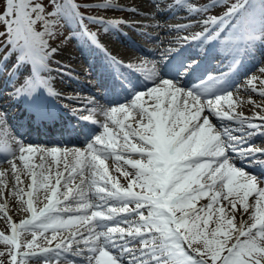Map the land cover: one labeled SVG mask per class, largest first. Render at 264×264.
<instances>
[{"label": "snow or ice", "instance_id": "1", "mask_svg": "<svg viewBox=\"0 0 264 264\" xmlns=\"http://www.w3.org/2000/svg\"><path fill=\"white\" fill-rule=\"evenodd\" d=\"M80 7L75 0H0V74L10 61L27 71L11 95L24 99L40 126L54 118L46 97L57 93L42 73L52 71L55 29L75 24L106 51L85 21L105 32L132 26L86 17ZM92 7L125 10L116 0ZM154 7L164 14L159 0ZM166 7L180 8L187 21L169 26L175 42L160 61L143 80L115 76L119 98L107 107L89 100L81 118L98 127L62 132L82 135L85 148L0 139V218L11 229L0 232V264H264V148L254 144L264 139V63L242 83L235 79L264 48V0ZM209 57L219 59L214 71ZM106 58L114 70L123 67ZM249 104L252 116L243 110ZM5 123L0 112V137ZM9 198L30 214L19 224L8 214Z\"/></svg>", "mask_w": 264, "mask_h": 264}, {"label": "bare ground", "instance_id": "2", "mask_svg": "<svg viewBox=\"0 0 264 264\" xmlns=\"http://www.w3.org/2000/svg\"><path fill=\"white\" fill-rule=\"evenodd\" d=\"M138 1L139 0H137V1H134V0H116V3H118L121 7L125 8V11H127V12H129V13H131L133 15H136L138 17H141L140 19H143L142 21H138V22L134 21V19L128 21L127 24L128 25H132V26L129 27V28L127 26H125L127 29H129V30L132 29L133 30L132 31L133 34H137V36H143V39L144 40L146 39L147 42H151L152 41L151 43H157V40L154 38L156 32H158V33H156L158 35H162V34H164V35H170V34H172V33L169 32V26H174L175 24H173V23L167 24L166 21L163 22V20H165V19L162 18L163 15L157 14V16H156L155 13H153L152 11H150L149 8H145V7L139 6L140 3ZM130 9H135L136 11L133 12ZM171 11H172V9L171 10H169V9L166 10V12H171ZM184 16H186V14H184ZM176 17H180L179 19H177V23H179V24H183L184 23V22L181 23V21L183 20V18H181L182 17L181 15H176ZM157 23H159V25H160L159 27H156ZM141 25H148V27L142 28ZM140 29H143L145 31L140 30ZM141 31L142 32H146L147 35H141V33H142ZM151 31L153 33H151ZM160 39H162V36H160ZM115 41L118 42L116 39H115ZM121 41L122 40H120L119 43L120 44H123V43H121ZM161 41H163V40H161ZM165 41H167V40H165ZM122 42H125V44H127V41L126 40H124ZM119 43H117V44L119 45ZM159 45H161V44H159ZM154 46H156V45H154ZM109 48L111 49L110 54L112 56L116 57L118 59V61H120V62H123V63H125L127 65H129V64L133 65V68L135 70H137V66L138 65H141L142 64L143 67L139 68L137 71L142 72V74H144V76L148 75L149 70H150V67L152 65V61H147L145 59L138 58V57H132L129 54L125 53V51H123V50L122 51L121 50H117V47H115L113 44H112V48L111 47H109ZM255 56L258 57V54L255 55ZM252 74H257V72L256 73L255 72L254 73H251L250 75H252ZM243 79L240 80L239 83H242L243 82ZM78 88L79 87L74 86V85H71L70 87H68V86L65 87V89L67 91L70 90L71 92L74 93V95L76 94ZM102 94L103 93L101 92L99 95H102ZM61 95L64 97L63 102H66L68 99L74 98V97H71V96H68L67 97V96H65L63 94H61ZM102 97H103V95H102ZM97 98H100V97H96L95 100H97ZM246 98L247 97H245V99ZM251 98L253 100L259 101V97L255 93H252L251 94ZM85 99H84L85 101L83 100V102L80 105H78L75 109L79 110L80 112L83 110L81 113H83V114L84 113H87L88 114V111L86 109L91 108L93 105L88 103L90 97L85 98ZM98 101H102V100H99L98 99ZM9 106H10V103L4 104L3 111L8 112L7 109L9 108ZM96 106L97 107H100V106L107 107L105 105H100V104H97ZM251 109H252V106L250 104L249 105H246L244 107V109H243L245 115L252 116L253 115V111ZM256 111H259V109H256ZM19 115H20V117H24L21 112L19 113ZM25 117L28 118V119H31L30 116L27 117L25 115ZM98 117H100V119H102L101 116L97 115V119H99ZM6 119H7V117H6ZM9 120H11V121H9ZM9 120L7 119L8 124L10 122H11V124H13L12 123L13 122V119L11 118ZM49 123L52 124V121H50ZM21 125H23L24 127H30L31 126V122L29 120H26L25 122H23V121L16 122V128L15 129H19V127H22ZM41 127L44 128L43 126H41ZM8 129L12 132V134H13L12 136H14V134H15V136L17 137L15 130H13L10 127V125H8ZM56 129H59L60 132L62 131V130H60V128H56ZM3 132H4L5 136L4 137H0V139H4V138H6L7 136L10 135L8 133L6 134L5 131H4V129H3ZM57 137H58V139H62V137H60V136H57ZM27 144H29V143H27ZM254 144L256 145L255 142H254ZM35 146H38V145H35ZM56 146H59V147H68V148H81V149H83V148L86 147V145H84V146H65L63 144V142H60ZM39 147H55V146H44L43 145V146H39ZM3 167L7 168L8 165L5 164V165H3ZM253 198L254 197H250L249 198V202H251ZM24 199L27 200V196L26 195H25ZM0 202H2V201H0ZM204 202L205 201H203V200L201 201V203H204ZM25 207H26V205H25ZM8 209H9V213H8L9 216H11L12 221L15 222V223H17V224H19V222H20L21 219L28 218L30 216L29 213L19 210L18 205H16V203H15V200H13L11 198H9ZM3 225L9 226V223L7 222V220L5 218H0V231H3V229H2L3 228L2 227ZM55 243L56 242L54 241L52 245H54ZM52 245H50V246H52Z\"/></svg>", "mask_w": 264, "mask_h": 264}, {"label": "rangeland", "instance_id": "3", "mask_svg": "<svg viewBox=\"0 0 264 264\" xmlns=\"http://www.w3.org/2000/svg\"><path fill=\"white\" fill-rule=\"evenodd\" d=\"M76 1H78V2H81V3H91L90 4V6H86V8H83L82 10H81V12L82 13H84V14H89L90 16H94V17H100V18H103V19H109V20H114V19H116V21H126V22H128L129 20H130V18L132 17L134 20L136 19V21H142V19H140V17H137V16H131L129 13H127V12H125V11H117V10H107V11H105V10H100V9H96V8H94V7H92V6H94V4H97L98 2H101V3H103L104 2V0H76ZM34 2H38V3H44V4H49V0H34ZM199 2H203V0H199ZM147 6V7H149V3H146V4H141V6ZM162 5V8H164L165 7V5H168V4H165V5H163V4H161ZM151 9H153L154 11H157L156 9H155V7H154V4L153 5H151ZM213 14H216L215 12H212V13H209V15H213ZM91 26H90V28L93 30V33H95L96 34V36H104L105 38L106 37H110V38H113V39H115L114 37H113V32L112 31H107V32H105V30H104V28L103 27H101L100 25H96V24H90ZM119 29L120 30H122V31H124L125 33H128L131 37H133V39L134 40H136V37L134 36V35H132V33L128 30V29H126L125 28V26H124V24H121L120 26H119ZM140 30H143V29H140ZM63 31H66L65 30V27H59V28H57V30H56V32H58L59 33V37H58V39H57V42H56V44L55 43H53L54 44V48H57V51H62L61 52V55H59V54H57L58 55V57L59 58H61L60 60H58V62H63V61H61V60H63L64 59V57H62V54L65 52L66 54H68L69 56H70V61H65L66 63H68V65L69 66H71V67H74L76 64H78L79 63V58H76L75 56L77 55V50H76V48H75V46L77 45L74 41H71V36L72 37H76L77 36V33L76 32H74V31H72L71 29H70V31H69V33H64ZM143 31H145V30H143ZM57 36V35H56ZM56 38V37H55ZM54 38V39H55ZM150 45V44H149ZM148 45V46H149ZM145 46L146 47H148L147 46V44H145ZM161 48H162V46H161ZM162 50V49H161ZM160 50V51H161ZM157 52H156V54H157V56H161L162 55V52H160L159 50H156ZM72 52V54H70ZM261 54V57H258V59H259V61H257L256 63H255V68H254V72L256 73L257 72V69H258V65L260 64V63H263L264 61L262 60V57H263V55H264V50L263 51H261L260 52ZM260 55H258V56H260ZM75 57V58H74ZM65 59L66 60H69V59H67L66 57H65ZM76 59H78V60H76ZM50 60H55V61H57V58H54L53 56L51 57V59ZM81 67V66H80ZM60 71H63V69H60V68H58ZM84 73H87L86 71L84 72ZM2 77V76H1ZM1 81V80H0ZM3 94H7V95H10L11 93L9 92V90H5V91H0V98L1 99H3L2 97H1V95L2 96H4ZM119 98V97H118ZM6 101V100H5ZM2 105V103L0 102V106ZM0 112H2L1 110H0ZM23 139L25 140V141H29L28 140V138L26 137V136H24L23 137ZM257 142H260V143H263L264 142V139H258V141ZM254 199V198H253ZM3 228V231H0V232H3L5 235H11V229H10V226H7V225H3L2 226ZM8 232V233H7ZM46 235H48L49 237L51 236V230H49V232L48 233H46ZM22 239H23V237H22ZM27 239H31V235L30 234H27ZM55 245V244H54ZM54 245H52V246H50V247H54ZM6 246L5 245H3V244H0V250H2V249H4Z\"/></svg>", "mask_w": 264, "mask_h": 264}]
</instances>
